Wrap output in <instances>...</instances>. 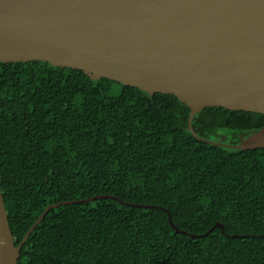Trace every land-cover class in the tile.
<instances>
[{
    "label": "trees",
    "instance_id": "1",
    "mask_svg": "<svg viewBox=\"0 0 264 264\" xmlns=\"http://www.w3.org/2000/svg\"><path fill=\"white\" fill-rule=\"evenodd\" d=\"M188 115L173 95L0 62L14 245L47 207L84 201L50 209L17 264H264V148L227 147L263 129L264 115L201 110L193 130L216 145L191 135Z\"/></svg>",
    "mask_w": 264,
    "mask_h": 264
},
{
    "label": "water",
    "instance_id": "2",
    "mask_svg": "<svg viewBox=\"0 0 264 264\" xmlns=\"http://www.w3.org/2000/svg\"><path fill=\"white\" fill-rule=\"evenodd\" d=\"M33 61L173 95L203 140L205 108L264 115V0H0V62ZM227 147L264 148V128ZM79 202L47 207L15 246L0 191V264H17L50 209Z\"/></svg>",
    "mask_w": 264,
    "mask_h": 264
}]
</instances>
